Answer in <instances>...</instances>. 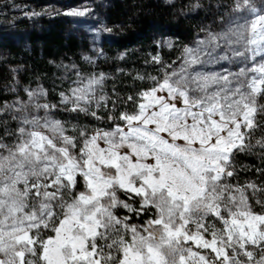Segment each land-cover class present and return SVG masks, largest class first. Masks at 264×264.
Segmentation results:
<instances>
[{
    "label": "snow or ice",
    "instance_id": "obj_1",
    "mask_svg": "<svg viewBox=\"0 0 264 264\" xmlns=\"http://www.w3.org/2000/svg\"><path fill=\"white\" fill-rule=\"evenodd\" d=\"M232 12L219 32L183 49L178 69L153 78L132 114L109 116L111 130L81 131L78 152L49 115L56 106L35 103L43 89L28 96L44 116L5 105L25 114L0 135V264H264V213L252 210L248 192L261 189L226 182L234 154L262 126L264 3L236 0ZM104 79L81 81L62 103L97 117L89 109L107 106L109 97L96 96ZM78 176L84 191L73 195ZM120 208L154 212L134 225L116 215ZM209 218L222 228L209 233Z\"/></svg>",
    "mask_w": 264,
    "mask_h": 264
},
{
    "label": "trees",
    "instance_id": "obj_2",
    "mask_svg": "<svg viewBox=\"0 0 264 264\" xmlns=\"http://www.w3.org/2000/svg\"><path fill=\"white\" fill-rule=\"evenodd\" d=\"M64 1L0 2V135L5 129L11 132L17 128L18 121L13 116L25 114L4 110L5 105L19 108L27 104L28 112L37 115L43 109L37 111L32 107L28 92L41 89L46 95L35 98V103L55 105L49 114L61 121L72 136L114 127V121L108 117L118 118L122 112L135 111L139 93L154 86L153 78L161 80L164 69L180 63L183 49L204 29L221 20V4L234 0H104L102 17L108 34L95 51L84 35L70 29L68 17H34V11L51 2ZM28 5L27 11L32 14L19 17L17 14ZM153 57H159L160 62ZM74 70L105 77L101 88L102 94L109 97L107 106L102 102L101 107L89 109L98 118L70 111L72 106L62 103L61 93L70 88ZM129 96L133 101L127 99ZM258 103L264 104V98H259ZM257 121L262 126L246 141L250 148L234 154L230 169L234 175L226 178L232 185L254 183L261 189L254 196L248 190L253 209L264 208V114L258 115ZM115 123L122 121L117 119ZM258 140L262 143L257 144ZM80 191H84V183L78 176L73 195ZM117 195L134 208L140 207L139 198L127 200L123 193ZM257 200L262 203L257 204ZM153 212L136 216L127 209L115 210L117 216L129 217V223L134 225L143 224Z\"/></svg>",
    "mask_w": 264,
    "mask_h": 264
},
{
    "label": "rangeland",
    "instance_id": "obj_3",
    "mask_svg": "<svg viewBox=\"0 0 264 264\" xmlns=\"http://www.w3.org/2000/svg\"><path fill=\"white\" fill-rule=\"evenodd\" d=\"M2 1H9V0H0V2H2ZM235 2H236V0H234L230 4H227L225 2L222 3L221 4V17H220L221 20L219 22L216 21L212 27H208L207 29H204L203 32L201 31L202 34H198L199 37H197V39L193 40L191 45H189V46H193L197 40L204 38L209 31L219 32L225 26V23L227 22L228 17L234 15V13L232 12V9L235 6ZM252 2L257 7H260V6H262V3H264V0H252ZM103 4H104V0H66L64 2H51L50 4L42 7L40 10L34 11L35 12L34 17H36L38 14L46 15V16H66V17H68L69 21L71 23L70 29L72 31L78 33V34L84 35V37H86L90 43V49L92 51H95V50H97L98 45H99L102 37L104 35L108 34L107 33L108 30L106 28L105 22L103 21V17H102ZM16 7L19 8V5H16ZM29 8H30L29 5L26 6V10L24 11V8H23V10L21 12H19L17 15H19V17H25L27 15L30 16L32 13H29L27 11ZM30 12H32V11H30ZM73 12L83 13V14L73 15V14H71ZM222 21H223V23H222ZM181 62L182 61H180V63L176 64L175 66L167 67L166 70L164 69L163 77H164L165 73H170L173 70L178 69ZM221 63L225 67H227L226 62H221ZM220 66L221 65H219V64L207 65L206 68L208 70H219ZM100 75L101 74H97V73L85 74L83 72H79L78 70H74L72 73V76L70 77V88L68 89L67 93H64V94L70 95L71 89L79 86L81 84V81L86 83L87 79L89 77H92V76L98 77ZM163 77L161 78V80L163 79ZM101 87L97 88V91H96L97 98L99 96L103 95ZM69 105L72 106V104H69ZM90 107L97 108L95 105V102H93V104ZM133 112H129V114H132ZM37 115L44 116L45 115L44 110L41 111ZM50 117L54 120H57V119L53 118L51 115H50ZM64 127H65L67 135H69L71 137H75V136H72L71 133H69V129L65 125H64ZM112 128H110V129L97 128L88 134L91 135L97 130L108 131V130H111ZM75 138L77 139V148L74 149L73 151L78 152L79 147L82 144V139L80 138V136L75 137ZM6 143H11V141L8 139V140H6ZM82 180H83V178H82ZM252 210L256 213H264V208H261V209H253L252 208ZM206 224L208 226L209 233H211L214 229L222 228V224L218 220H216L215 218H209L208 221L206 222ZM51 234H52L51 232L47 233V235H51ZM229 254L231 255V252ZM256 258L259 259L258 253H257ZM241 259H246V258L241 257Z\"/></svg>",
    "mask_w": 264,
    "mask_h": 264
}]
</instances>
